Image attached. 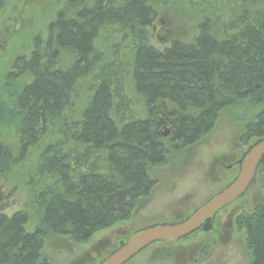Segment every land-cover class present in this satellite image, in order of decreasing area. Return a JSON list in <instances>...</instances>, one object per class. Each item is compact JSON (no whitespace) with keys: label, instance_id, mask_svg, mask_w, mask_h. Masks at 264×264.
I'll use <instances>...</instances> for the list:
<instances>
[{"label":"trees","instance_id":"trees-1","mask_svg":"<svg viewBox=\"0 0 264 264\" xmlns=\"http://www.w3.org/2000/svg\"><path fill=\"white\" fill-rule=\"evenodd\" d=\"M0 31V181L25 195L0 264L129 220L223 114L264 136V0H0ZM235 226L264 264V199Z\"/></svg>","mask_w":264,"mask_h":264},{"label":"rangeland","instance_id":"rangeland-1","mask_svg":"<svg viewBox=\"0 0 264 264\" xmlns=\"http://www.w3.org/2000/svg\"><path fill=\"white\" fill-rule=\"evenodd\" d=\"M40 20L35 21L36 25L40 24ZM30 32L27 36L33 38L37 35L35 28ZM153 35L154 42L158 43L157 33ZM6 42V35L0 31L2 55L7 54ZM241 119L223 114L215 128L185 153L182 161H174L170 166L159 168V184L129 220L95 234L86 244L76 245L64 237L46 242L43 256L48 264H96L130 233L149 224L171 222L175 219V213L190 208L187 211L189 213L195 206L205 202L210 194L233 177L222 164L229 165L245 153L251 144L245 145L243 142L245 126ZM181 155L184 153L178 156ZM27 175L25 170L18 172L17 181H22ZM254 183L250 192L236 204L243 205L247 211H252L264 199L261 187L264 176L257 178ZM24 199L20 185L15 186L11 177L1 179L0 213L13 214L21 208ZM226 221L227 217H219L217 226L221 232L217 235L200 234L170 247L155 243L127 264H250L245 232L233 224L228 225ZM203 245H208V250H200ZM203 251L206 253L201 255Z\"/></svg>","mask_w":264,"mask_h":264},{"label":"water","instance_id":"water-1","mask_svg":"<svg viewBox=\"0 0 264 264\" xmlns=\"http://www.w3.org/2000/svg\"><path fill=\"white\" fill-rule=\"evenodd\" d=\"M168 135V132L165 136ZM236 178L179 222L154 223L134 231L127 240L98 264H126L156 242L174 244L203 225L209 231L216 215L250 189L260 165L264 164V136L251 144L240 159Z\"/></svg>","mask_w":264,"mask_h":264},{"label":"flooded vegetation","instance_id":"flooded-vegetation-1","mask_svg":"<svg viewBox=\"0 0 264 264\" xmlns=\"http://www.w3.org/2000/svg\"><path fill=\"white\" fill-rule=\"evenodd\" d=\"M168 132V135L167 136H169V134H170V129H167L166 130V132L164 133V136H165V134ZM167 136H165V137H167ZM243 154L244 153H242V155L239 157V158H236V159H234L233 160V162H231L229 165H226V164H222L223 165V168H225V170H227L229 173H230V175L231 176H233L232 177V179H231V181H233L235 178H236V176L238 175V172H239V168H240V164H239V162H240V159L242 158V156H243ZM214 166H215V163H213V168H214ZM263 166V164L262 165H260V168ZM260 168H259V170H260ZM259 170H258V173H259ZM231 181H228L225 185H223L220 189H218V190H215L212 194H210L209 195V197L207 198V200L209 199V198H211L214 194H216L217 192H219L220 190H222L226 185H228ZM250 190H251V188H250ZM249 190V191H250ZM249 191L247 192V194L249 193ZM246 194V195H247ZM241 199V198H240ZM240 199L239 200H237V201H235V202H233V203H231V204H229L228 206H226L224 209H222L217 215H216V218H215V222H214V225L212 226V228L209 230V231H206L205 230V227H204V225L201 227V228H199L196 232H194L193 234H191V235H189V236H187L186 238H183V239H181V240H179L178 242H180V241H184V240H187V239H190V238H192V237H196V236H199L200 234H206V235H209V234H214V235H217L219 232H221V229H220V227H219V225L217 226V221H218V219H219V217L222 219L223 217H227V224L228 225H230V224H233V225H235V218H237V216L240 214V212H242V211H244V210H246L245 209V207L243 206V205H236L239 201H240ZM206 200V201H207ZM204 203V202H203ZM203 203H201V204H199V205H197V206H195L192 210H190L189 211V213L187 212L189 209H187V210H185V211H183V212H177V213H175V219L173 220V221H171V222H178V221H181V220H184L187 216H189L190 214H192L199 206H201ZM234 205H236V206H234ZM232 206H234L230 211H227L228 210V208L229 207H232ZM190 207H191V205H190ZM182 211V210H181ZM226 213H228V214H226ZM177 219V220H176ZM233 220V221H232ZM236 227V226H235ZM125 239H121V240H119V245L121 244V242H123ZM178 242H176V243H174V244H172V245H175V244H177ZM206 242V241H205ZM156 243H162V242H156ZM208 243V242H207ZM155 244V243H154ZM163 245H167V244H165V243H162ZM153 245V244H152ZM172 245H167L166 247H170V246H172ZM202 248H204V249H207L208 248V245H203L201 248H200V250L202 249ZM97 259H95V261H96Z\"/></svg>","mask_w":264,"mask_h":264},{"label":"bare ground","instance_id":"bare-ground-1","mask_svg":"<svg viewBox=\"0 0 264 264\" xmlns=\"http://www.w3.org/2000/svg\"><path fill=\"white\" fill-rule=\"evenodd\" d=\"M30 36V35H29ZM19 87V86H18ZM16 89V88H15ZM81 106V105H80ZM79 107V106H78ZM82 107V106H81ZM79 126V125H78ZM49 160V159H48Z\"/></svg>","mask_w":264,"mask_h":264}]
</instances>
